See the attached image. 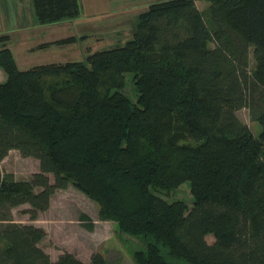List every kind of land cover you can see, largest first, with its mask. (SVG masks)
<instances>
[{"label":"trees","instance_id":"trees-1","mask_svg":"<svg viewBox=\"0 0 264 264\" xmlns=\"http://www.w3.org/2000/svg\"><path fill=\"white\" fill-rule=\"evenodd\" d=\"M207 1L205 14L153 3L122 46L83 61L20 70L0 37V163L17 151L39 165L22 181L0 169V264H84L51 260L46 232L11 216L27 205L36 221L69 186L140 241L136 264H264V0ZM30 2L40 25L80 13L79 0ZM183 183L190 208L165 200Z\"/></svg>","mask_w":264,"mask_h":264},{"label":"rangeland","instance_id":"rangeland-1","mask_svg":"<svg viewBox=\"0 0 264 264\" xmlns=\"http://www.w3.org/2000/svg\"><path fill=\"white\" fill-rule=\"evenodd\" d=\"M163 1L167 0H79L80 13L76 19L40 25L30 0H4L5 4L12 3L15 11L10 4L9 11H4V16L0 17V29L4 25L6 27L0 30V37L8 36L6 46L20 70L50 63L83 61L88 53L122 46L131 38L139 14L149 5ZM195 5L205 14L209 3L207 0H196ZM71 37L76 39L71 44L51 45L54 41ZM5 79L0 70V83ZM127 89V94L133 98L132 89ZM236 115L258 138L260 126L250 120L248 111L242 109ZM0 169L22 181L38 173L39 165L36 160L22 158L17 151H11L0 163ZM165 200L169 203L181 202L190 208L192 197L189 185L183 183ZM26 209L27 205L13 209L12 219L15 223L31 224L46 232V238L39 243V247L51 260L68 252L84 264H90L93 254L103 256L107 264H136L133 256L142 249L140 241L121 232L117 223L100 221L98 205L72 186L56 191L49 209L40 213L34 222L22 213ZM82 215L94 224L93 231L85 229L80 219ZM206 241L212 244L214 239L208 236Z\"/></svg>","mask_w":264,"mask_h":264},{"label":"crops","instance_id":"crops-1","mask_svg":"<svg viewBox=\"0 0 264 264\" xmlns=\"http://www.w3.org/2000/svg\"><path fill=\"white\" fill-rule=\"evenodd\" d=\"M6 1V0H5ZM11 4V6H12V10H14L15 11V6L14 5H12V3H10ZM10 4H5L4 3V0H0V17H3L4 16V11H9V8H10ZM2 11V12H1ZM2 28H6L5 27V25L4 26H2ZM0 29V30H4V29Z\"/></svg>","mask_w":264,"mask_h":264}]
</instances>
